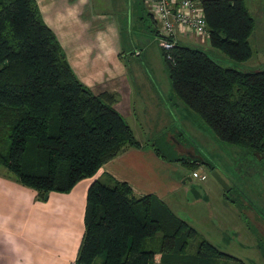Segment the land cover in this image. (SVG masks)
I'll use <instances>...</instances> for the list:
<instances>
[{"label":"trees","instance_id":"obj_1","mask_svg":"<svg viewBox=\"0 0 264 264\" xmlns=\"http://www.w3.org/2000/svg\"><path fill=\"white\" fill-rule=\"evenodd\" d=\"M202 6L211 47L235 63L251 60L256 21L244 0H203ZM162 52L177 98L218 141L264 161V71L224 67L180 42L169 52L171 60ZM115 101L110 93L94 95L78 80L36 0H0V166L35 190L37 201L70 192L127 148L141 147L113 108ZM177 161L215 171L202 156ZM84 222L77 264L99 258L101 264L161 262L166 253L184 254L188 240L198 237L163 203L137 197L117 181L92 183ZM157 233L163 234L161 250L145 251L146 240ZM257 245L264 259V240ZM220 258L233 259L202 240L192 259L207 264Z\"/></svg>","mask_w":264,"mask_h":264},{"label":"crops","instance_id":"obj_2","mask_svg":"<svg viewBox=\"0 0 264 264\" xmlns=\"http://www.w3.org/2000/svg\"><path fill=\"white\" fill-rule=\"evenodd\" d=\"M36 1L78 80L94 95L110 93L116 97L113 108L141 147L127 148L70 192H51L46 202L37 201L35 190L0 171V264L75 263L85 232L88 190L96 180L105 185L124 182L137 197L152 196L177 217L195 214L196 208L209 201L210 190L208 184H195V171L190 174L177 160L185 158L179 154L191 160L196 156L180 143L179 131L162 144L166 151L175 153L173 157L153 147L175 124L167 117L156 75L140 69L132 73L128 67L134 62L135 66L152 63L150 49L163 37L145 0ZM254 1L244 0L250 12ZM258 1L262 7V0ZM190 36L199 44L185 30L176 39L178 43L192 42L187 40Z\"/></svg>","mask_w":264,"mask_h":264},{"label":"rangeland","instance_id":"obj_3","mask_svg":"<svg viewBox=\"0 0 264 264\" xmlns=\"http://www.w3.org/2000/svg\"><path fill=\"white\" fill-rule=\"evenodd\" d=\"M259 4V1L255 0L253 6L250 5V13L256 21V27L250 39L254 53L248 62L240 64L231 61L218 50L213 49L209 40L206 41V37H196L198 44L190 36L191 38L187 40L191 39L192 42L181 41V44L206 52L224 67H235L239 70L245 69V71H255L256 73L264 71V14ZM157 40L158 45L155 44L150 49L152 63L147 65L140 62V65L135 66L134 62V65H128L132 73L139 72L140 69V72L156 75V83L159 84L163 92L162 101L165 111L168 113L167 117H170L175 124V127L171 125L169 132H163L153 147L163 155L173 157L175 153L166 151L162 144L164 140L169 139L171 134L179 131L181 135L179 140L183 147L192 149L195 156H202L214 163V172L223 180L225 186L220 184L213 177V172H210L206 167L200 165L192 169L190 166H186L185 169L190 174L193 170L200 175H206V181L195 179L194 183L197 185L208 184L207 189L210 190L209 201L206 204L203 203L199 210L196 208L195 214L189 212V214L179 216L198 230V237L188 240L184 254L179 251L166 253L161 262L151 264H198L192 258L197 256L198 246L202 240L210 242L221 252L233 258H220L207 264H239L240 262L264 264V259L257 246L258 240L264 239V161L242 147L218 141L200 117L177 98L171 91L173 89L168 69L165 58L161 54L163 53L161 39L157 38ZM175 140L179 144V140L177 138ZM2 151L4 152V146ZM179 155L187 157L186 154ZM0 171L12 179L11 174L2 166H0ZM195 207L197 205L189 206L190 209ZM162 239L163 234L157 233L154 237L146 240L143 249L145 251L161 250ZM76 260L73 264H77ZM101 262L102 259L99 258L95 264H101Z\"/></svg>","mask_w":264,"mask_h":264},{"label":"built area","instance_id":"obj_4","mask_svg":"<svg viewBox=\"0 0 264 264\" xmlns=\"http://www.w3.org/2000/svg\"><path fill=\"white\" fill-rule=\"evenodd\" d=\"M150 12L154 16L162 38L160 44L167 52V60H171L169 52L177 42V34L185 30L195 37H206L209 40L203 0H145ZM193 178L205 181L206 175L193 172Z\"/></svg>","mask_w":264,"mask_h":264},{"label":"water","instance_id":"obj_5","mask_svg":"<svg viewBox=\"0 0 264 264\" xmlns=\"http://www.w3.org/2000/svg\"><path fill=\"white\" fill-rule=\"evenodd\" d=\"M212 175L220 184L225 186V183L223 182V180L215 172H213Z\"/></svg>","mask_w":264,"mask_h":264}]
</instances>
